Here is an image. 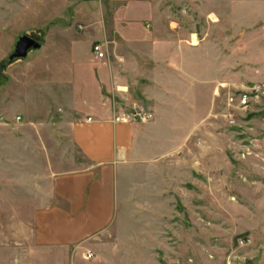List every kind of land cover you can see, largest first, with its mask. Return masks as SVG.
Listing matches in <instances>:
<instances>
[{
	"label": "rangeland",
	"instance_id": "obj_1",
	"mask_svg": "<svg viewBox=\"0 0 264 264\" xmlns=\"http://www.w3.org/2000/svg\"><path fill=\"white\" fill-rule=\"evenodd\" d=\"M104 3L0 0V264H255L264 256V100L229 126L227 96L193 126L191 174L174 198L166 174L154 181L132 174L118 189L105 231L64 254L33 244V213L48 198L50 174L86 165L65 116L89 113L94 103L91 48L105 41L102 27L113 21L144 30L141 21L159 20L154 8ZM23 34L41 48L9 61ZM114 85H106L105 97L121 116L137 105ZM213 108L209 98L206 111Z\"/></svg>",
	"mask_w": 264,
	"mask_h": 264
},
{
	"label": "crops",
	"instance_id": "obj_2",
	"mask_svg": "<svg viewBox=\"0 0 264 264\" xmlns=\"http://www.w3.org/2000/svg\"><path fill=\"white\" fill-rule=\"evenodd\" d=\"M103 6L154 8L159 20L141 21L144 30L112 21L98 32L105 55H92L94 103L89 113L65 116L86 165L52 172L49 204L40 202L33 213V244L47 253L73 251L105 231L114 220L118 189L132 174L153 181L166 174L167 194L174 198L191 174L193 126L226 96L228 102L246 86L264 83V0H216L212 8L207 0H105ZM114 82L127 89L125 101L149 109L152 119L116 121L115 105L105 97L106 85L113 91ZM203 97L204 111L196 116ZM255 264H264V256Z\"/></svg>",
	"mask_w": 264,
	"mask_h": 264
},
{
	"label": "built area",
	"instance_id": "obj_3",
	"mask_svg": "<svg viewBox=\"0 0 264 264\" xmlns=\"http://www.w3.org/2000/svg\"><path fill=\"white\" fill-rule=\"evenodd\" d=\"M102 47V44H94L92 46V53L95 59L104 58L105 53L103 52ZM263 100L264 83L246 86L243 90L229 96L227 110L223 117L229 126H234L239 115L251 111L253 108L260 105ZM152 117L153 114L149 109L137 106L129 113L115 117V120L124 122L140 121L145 123L152 119ZM87 121H90V119ZM246 241L247 240H241L240 245H244Z\"/></svg>",
	"mask_w": 264,
	"mask_h": 264
},
{
	"label": "water",
	"instance_id": "obj_4",
	"mask_svg": "<svg viewBox=\"0 0 264 264\" xmlns=\"http://www.w3.org/2000/svg\"><path fill=\"white\" fill-rule=\"evenodd\" d=\"M41 48L40 43L29 35L23 34L18 37L14 51L8 56L9 61L15 59H22L32 50H38Z\"/></svg>",
	"mask_w": 264,
	"mask_h": 264
}]
</instances>
